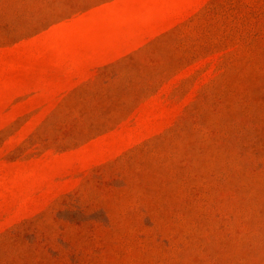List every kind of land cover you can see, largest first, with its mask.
Returning <instances> with one entry per match:
<instances>
[{"label":"rangeland","instance_id":"374dc122","mask_svg":"<svg viewBox=\"0 0 264 264\" xmlns=\"http://www.w3.org/2000/svg\"><path fill=\"white\" fill-rule=\"evenodd\" d=\"M0 264H264V0H0Z\"/></svg>","mask_w":264,"mask_h":264}]
</instances>
